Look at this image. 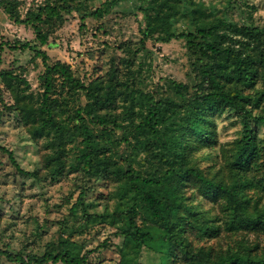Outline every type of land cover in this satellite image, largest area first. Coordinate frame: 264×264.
<instances>
[{
  "label": "trees",
  "instance_id": "obj_1",
  "mask_svg": "<svg viewBox=\"0 0 264 264\" xmlns=\"http://www.w3.org/2000/svg\"><path fill=\"white\" fill-rule=\"evenodd\" d=\"M122 1L41 0L23 10L21 0H0L7 18L33 34L31 42L4 45L33 53L37 86L26 66H17L0 70V89L10 98L3 108L36 148L38 167L24 170L8 147L0 145V154L16 177L40 186L78 178L69 211L75 216L80 208L86 228L115 229L117 264H140L144 251L157 264H264V138L252 125H264V24L250 11L235 20L230 1L214 14L210 0H138L134 50L131 43L114 46L105 63L82 76L50 61L42 48L54 45L66 15L100 19ZM172 40L184 43L190 83L171 79L161 93L135 83L129 57L145 56L148 42ZM227 111L239 128L220 142L218 120ZM90 253L58 232L44 250L0 247V260L88 264Z\"/></svg>",
  "mask_w": 264,
  "mask_h": 264
},
{
  "label": "rangeland",
  "instance_id": "obj_2",
  "mask_svg": "<svg viewBox=\"0 0 264 264\" xmlns=\"http://www.w3.org/2000/svg\"><path fill=\"white\" fill-rule=\"evenodd\" d=\"M21 1L25 10L27 6L41 0ZM210 1H213L211 8L214 14H223L230 1L232 8L228 9V13L235 20L240 19V11L246 15L250 11L256 24H264V0ZM138 3V0L119 2L112 12L104 17H88L83 23L76 12L66 15L64 24L50 39L54 45L42 49L46 51L50 61L68 63L76 75H87L105 63L114 46L131 43L132 50L137 47L136 42L140 37L138 30L142 20V14L136 9ZM95 7L96 4H93L92 9ZM183 28L184 24L178 22L177 29ZM15 40L31 42L33 34L29 28L10 21L0 10V70L26 66L27 78L32 86L36 87L39 61L33 63L31 51L13 50L4 45H10ZM106 46L111 49H105ZM103 49L105 52L102 53ZM146 49L145 56L139 53L136 57H129L133 60L130 70L135 83L140 82L144 89L158 90L159 93L171 79L190 83L189 58L183 41L172 40L166 44L155 45L148 42ZM115 52L127 58L126 53L122 55L120 51ZM122 71L125 72L126 69L122 68ZM4 103L10 104V98L0 89V145L14 152L21 168L32 171L38 167L36 148L17 123L13 113L3 108ZM252 125L257 136L264 138V125L256 122ZM238 128L234 112H225L218 120L219 141L233 139ZM79 184L80 180L74 175L47 181L41 186L31 180L18 178L14 175V169L7 156L0 154V247L13 251L44 250L46 243L56 240L58 232H61L82 244L86 251H91L88 264H117L119 257L116 246L121 242L115 229L106 223L86 228L81 224L84 222L81 209H78L75 216L69 211L76 201ZM209 207L210 205L206 206ZM99 210L100 206L97 207V211ZM158 261L155 254L142 252L140 264H157ZM0 264L13 263L1 259Z\"/></svg>",
  "mask_w": 264,
  "mask_h": 264
}]
</instances>
